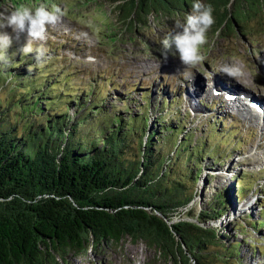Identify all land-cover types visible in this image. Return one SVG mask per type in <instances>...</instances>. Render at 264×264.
I'll use <instances>...</instances> for the list:
<instances>
[{
  "label": "trees",
  "instance_id": "trees-1",
  "mask_svg": "<svg viewBox=\"0 0 264 264\" xmlns=\"http://www.w3.org/2000/svg\"><path fill=\"white\" fill-rule=\"evenodd\" d=\"M111 1L132 30L137 21L149 27L150 17L185 16L194 2ZM204 2L213 8L215 34L227 30L245 39L264 32V0ZM24 37L8 50L15 53L12 63L0 66V264H61L126 238L148 244L170 264H244L241 245L229 246L227 232L211 223L252 183L231 181L223 192L214 189L199 214L190 209L200 182L209 185L248 142L228 133L220 107L210 110L207 131L187 132L181 103L166 93L155 105L139 89L120 95L121 106L100 94L98 84L79 95L68 76L47 71L58 58L46 54L37 64L35 53L19 52ZM187 210L203 226L174 222ZM259 225L264 228V218Z\"/></svg>",
  "mask_w": 264,
  "mask_h": 264
},
{
  "label": "rangeland",
  "instance_id": "rangeland-1",
  "mask_svg": "<svg viewBox=\"0 0 264 264\" xmlns=\"http://www.w3.org/2000/svg\"><path fill=\"white\" fill-rule=\"evenodd\" d=\"M45 1L0 0V13L11 12L18 5L34 9L41 3L46 5ZM48 1L59 3L63 16L55 26L48 27L46 41L43 42L48 49L46 60L58 58V61L46 68H50L47 71L56 77L68 76L69 84L81 89L79 95L82 90L99 85L100 94L115 97L118 106H121L120 95L135 93L139 89L148 90L154 99L166 93L168 101L181 103L180 117L183 121L187 120V132H196L195 128L207 131L209 119L214 115L210 110L220 107L227 120L224 127L228 133L235 130L248 141L242 153L236 152L233 159L226 162V166L214 173L209 185L204 180L200 182L197 188L199 192L190 209H194V215L199 214L204 204L210 202V195L218 193L214 189L229 186L231 181L237 187L241 186L239 181L246 178L252 183L250 192L242 195L236 192L237 196L231 206L228 205L222 220L212 222L211 225L219 232L222 229L227 232L226 235L231 238L229 246L241 245L244 264H264V228L260 225L254 227V223L264 218V163L260 160L264 156L263 125L258 124L261 118H257L253 106L244 104L245 112H239L236 109L239 104L233 96L248 92L252 98L264 102V32L254 31L255 35L244 39L235 38L227 30L215 34L214 28H210L207 42L201 48L206 59L194 68H186L171 53L167 61H164L161 57L164 49L160 43L172 30L174 22L183 21L186 15L176 20L165 18L160 21L150 17L152 23L149 27L139 25L137 21L132 30L131 26L123 24L111 0ZM52 8L49 7L50 10ZM7 32L13 37V48L17 45V34L10 28ZM24 34L25 44L27 34L21 33L20 36ZM226 63L238 64L244 73L234 79L235 86L229 85V77L218 71ZM105 83H108L107 89ZM154 102L157 105L158 100ZM207 108L209 110L205 112ZM199 109L204 114H199ZM188 115L190 119L185 117ZM194 117L197 120L192 119ZM223 188L219 189L220 192L224 191ZM187 212L176 216L174 222L197 221ZM236 228L240 229L234 231ZM61 264L170 263L160 259L158 251L148 244L126 238L98 252H90L86 257L69 255Z\"/></svg>",
  "mask_w": 264,
  "mask_h": 264
},
{
  "label": "clouds",
  "instance_id": "clouds-1",
  "mask_svg": "<svg viewBox=\"0 0 264 264\" xmlns=\"http://www.w3.org/2000/svg\"><path fill=\"white\" fill-rule=\"evenodd\" d=\"M63 11L59 6L51 10L43 3L33 8L25 5L16 6L11 12L0 13V66L7 67L12 63L13 56L9 55V49L13 43V37L7 32L26 33L27 41L19 49L27 56L35 53V61L41 63L48 49L44 46L49 26H55L62 19ZM213 8L204 0H194L191 11L183 21L176 20L174 27L160 41L164 51L161 57L167 61L169 53L179 58L186 68H194L202 63L206 57L201 48L207 42V33L214 24ZM35 45V47H34ZM218 71L229 78H237L244 73L238 64L221 65Z\"/></svg>",
  "mask_w": 264,
  "mask_h": 264
},
{
  "label": "bare ground",
  "instance_id": "bare-ground-1",
  "mask_svg": "<svg viewBox=\"0 0 264 264\" xmlns=\"http://www.w3.org/2000/svg\"><path fill=\"white\" fill-rule=\"evenodd\" d=\"M229 85H236V82L233 78H229ZM234 96V101L238 102L239 105L236 106V109L239 112H245L246 104L247 106H253L255 110L257 111V118H261V126L263 125V131H264V102L261 100H256L250 96V93H243V94H235ZM242 109H241V107ZM261 161L264 163V156L260 158Z\"/></svg>",
  "mask_w": 264,
  "mask_h": 264
},
{
  "label": "water",
  "instance_id": "water-1",
  "mask_svg": "<svg viewBox=\"0 0 264 264\" xmlns=\"http://www.w3.org/2000/svg\"><path fill=\"white\" fill-rule=\"evenodd\" d=\"M190 223H192V224H196V225H200V226H203V225H201V224H197V222L196 221H189ZM170 225H172V223H170ZM205 228L206 229H209V227L208 226H205ZM212 228V227H211Z\"/></svg>",
  "mask_w": 264,
  "mask_h": 264
}]
</instances>
